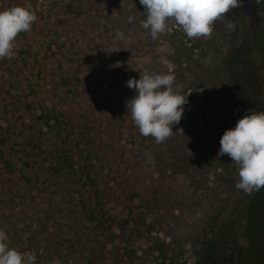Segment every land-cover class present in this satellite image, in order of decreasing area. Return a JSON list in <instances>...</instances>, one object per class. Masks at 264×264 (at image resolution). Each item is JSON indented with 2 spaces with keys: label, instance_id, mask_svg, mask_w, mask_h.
Wrapping results in <instances>:
<instances>
[{
  "label": "trees",
  "instance_id": "16d2710c",
  "mask_svg": "<svg viewBox=\"0 0 264 264\" xmlns=\"http://www.w3.org/2000/svg\"><path fill=\"white\" fill-rule=\"evenodd\" d=\"M83 1L89 8L102 4L100 9L108 15L101 22L72 24L69 19L45 18L39 14L31 30L19 33L16 38L26 41L33 38V32H43L40 38L60 43L55 52L48 56L46 49H31L32 45H26L25 54L15 53L7 64L17 76L19 70L33 64L43 70L45 60L51 58V71L56 76L54 86L68 90L58 95L61 106L66 108L69 103L77 104L85 98L92 103V109H88L91 119L77 124L74 131L73 125L63 121L64 112L60 109L50 108L38 116L27 113L18 117L23 122L26 116L30 125L25 128L28 133L17 136L21 138L18 144L21 148L13 149L5 145L6 141L0 142V205L15 202L23 207L33 205L50 177L68 181L72 196L69 216L80 222L70 232L69 225L67 234L59 237L53 246L56 256L63 261L68 260L65 254L86 258L82 257L86 251L97 261L107 258L113 261L120 256L121 248L131 259L135 251L127 246L132 239L147 237L155 223L166 224L168 236L178 239L183 206L187 204L192 214L202 208L204 216L200 220L206 222L211 217L200 241L203 264H221L222 256L218 255L209 235L214 234L223 220H228L227 225L231 223L230 227L224 225L228 229L227 238L239 229L237 218L246 209L247 193L235 187L238 181L233 161L227 155L217 156V152L223 132L234 127L246 110H250L248 104L241 106L235 99L242 92L243 74H234L238 71L231 63L229 51H222L214 41L217 35L231 42L226 21H215L206 39L204 36L189 39L169 19L167 30L171 31L158 36L168 34L178 45L177 62L169 69L153 54L154 40L150 31L142 27L146 13L139 0ZM225 15L234 21L235 10ZM71 26L81 31L82 35L75 37L77 44L67 34ZM53 28L63 33L57 34ZM113 28L122 31L128 40L118 49L104 51L103 55L91 42L103 36V29ZM65 39L69 41L68 46ZM199 41L205 43L204 52ZM213 51L218 52L220 59L216 67L196 64L202 53ZM145 71L173 74L175 91L188 101L183 106L182 119L173 125L174 133L159 144L153 137L139 133L126 107V101L135 95L126 81L138 79L140 72ZM197 88L203 89L200 95L196 93ZM44 119H53L48 124L49 130L41 136L35 135L34 126ZM40 154L50 156V166L42 169ZM153 211L155 216H149ZM32 223L30 217L23 219V230L29 233V237L23 236L24 241L37 239L38 234L49 235L44 228L35 230ZM239 252L233 247L234 258Z\"/></svg>",
  "mask_w": 264,
  "mask_h": 264
},
{
  "label": "rangeland",
  "instance_id": "374dc122",
  "mask_svg": "<svg viewBox=\"0 0 264 264\" xmlns=\"http://www.w3.org/2000/svg\"><path fill=\"white\" fill-rule=\"evenodd\" d=\"M16 5L30 6L37 17L39 14L45 18L54 16L55 18L69 19L72 24L78 21H85L88 24L91 21L99 20L101 22L104 16L108 15L107 11L100 9L102 4L96 8H89L83 0H0V10ZM234 10L236 28L228 33L232 39L231 42L228 43L225 38H220L217 35L214 41L222 51H229L231 63L238 71L234 74H238V76L243 74V78L240 80L242 92L235 96L236 101L241 106L248 104L249 109L264 111V0H242V3ZM51 30L57 34L63 33L57 28ZM117 30L119 29H103L105 33L93 40L92 46L100 53L103 52L104 55V51L108 49H118L119 46L125 45L124 40L116 38ZM167 31L170 32L171 29L168 28ZM33 33L35 34L33 38L26 41L16 38L15 53L23 56L26 45H32L31 49L35 47L46 49L45 55L49 56L60 44L58 41L48 40L47 37L40 38L39 35L42 36L43 32ZM80 33L81 31L72 26L67 30L70 40L76 44L75 37H80L82 35ZM130 33L133 34V31L131 30ZM141 35L143 36L142 32ZM203 38L206 39V37ZM64 42L66 46L69 45L67 39ZM199 45H201L200 49H204V52L205 43L199 41ZM177 49V43L168 34L158 37L153 42L154 56L169 69H173L177 62ZM217 54V51L206 55L202 53L196 64L210 68L216 67L220 63ZM7 61V58L0 59V142L6 141L5 145L11 146L13 149L21 148V145L18 146L21 138L17 136L25 132V128L30 125L26 118L27 113L38 116L50 108L60 109L64 112L63 121L73 125L74 131L77 124L89 122L91 118H88V109H92V103L85 98L80 99L77 104L69 103L66 108L65 105L61 106L58 95H63L68 90L67 88L58 89L54 86L56 76L51 71V58L45 60L46 65L43 70L38 64L33 67V64L19 70L17 76H14L13 70L8 68ZM202 92V88L196 89V93L199 95ZM229 96L233 98L234 95L229 93ZM26 103H29L30 107ZM233 105L237 106L236 103ZM94 113L97 115V112ZM22 115H26L23 122L18 118ZM51 121L53 119L39 120V124L34 126L35 135L41 136L49 130L48 124ZM26 133L28 132L26 131ZM53 148V146H49V149L54 151ZM56 154L58 153L54 152V155ZM49 157L47 154H40L42 169L51 165ZM233 165L237 181H239V165L234 161ZM68 186V181L50 177L35 197L37 204H30L27 207L15 205L16 202L10 205H0V230L5 233L9 247L20 252H31L36 257L35 264H203L205 259L200 241L203 239L202 235L206 224L211 223V217L206 222L200 220L204 216V210L198 208L192 214L187 204L183 206L180 213L178 226H180L181 232H179L178 239L168 236L169 230L166 228V224L155 223L147 237L138 241L132 239L130 245L127 246V249L132 248L135 251L131 259L121 248L120 256L113 261L109 258L97 261L95 258L92 259L87 251L82 254V257L84 255L86 258L70 257L65 254L64 256L68 260L63 261L56 256L57 252L53 246L59 237H64L67 234L69 225L71 226L70 232L78 227L80 222L69 216V201L72 196ZM245 203L246 209L237 218L238 230L233 231L227 238L228 229L226 230L224 225H227L226 221L228 220H223L216 227L214 234L209 235V237L212 236L213 246L217 248L218 255L222 256L221 264H264V187L252 191L251 194L247 193ZM32 206L35 207L32 208ZM155 212L153 211L149 216L154 217ZM193 216L195 220L192 222L191 217ZM28 217L31 218L35 230L44 228L49 235L38 234L37 239L32 237L30 241H24L23 236L24 238L29 237L27 236L29 233L25 234L23 230V219L27 220ZM230 225L229 222L227 226L230 227ZM84 232L88 233L86 228ZM57 234H59L58 237H56ZM233 247L240 251L236 258L232 253Z\"/></svg>",
  "mask_w": 264,
  "mask_h": 264
},
{
  "label": "clouds",
  "instance_id": "9594fccd",
  "mask_svg": "<svg viewBox=\"0 0 264 264\" xmlns=\"http://www.w3.org/2000/svg\"><path fill=\"white\" fill-rule=\"evenodd\" d=\"M145 9L142 27L150 31L153 40L167 30V21L173 19L191 38L207 37L214 22L225 20L229 31L236 24L227 19L242 0H139ZM37 19L30 6L16 5L0 10V59L15 55L16 37L29 32ZM116 38L127 42L125 34L117 30ZM175 76L170 73L140 72L139 78H130L126 86L135 95L126 101L128 113L142 136H151L156 143L169 138L173 125L182 119L187 97L174 89ZM227 155L239 165V181L235 187L251 194L264 187V111L246 110L232 128L220 138L217 156ZM31 252H20L9 247L5 233L0 230V264H35Z\"/></svg>",
  "mask_w": 264,
  "mask_h": 264
}]
</instances>
